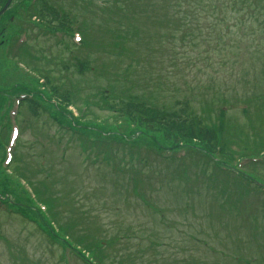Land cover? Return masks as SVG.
<instances>
[{"label":"rangeland","instance_id":"374dc122","mask_svg":"<svg viewBox=\"0 0 264 264\" xmlns=\"http://www.w3.org/2000/svg\"><path fill=\"white\" fill-rule=\"evenodd\" d=\"M21 1L12 3L11 15L21 18ZM56 2L72 13V19H78L72 31L80 32L84 43L89 32L78 28L83 20L91 24L90 35L97 44L89 49L78 43V37L58 44L60 35L44 33L29 43L38 65H43H35L36 75L24 67L28 65L25 60L21 73H29L24 76L15 70L12 57L19 53V47L7 62L0 59V88L6 87L7 107L13 106L12 122L22 129L6 176L20 167V174L40 200L38 207L48 212L54 209L61 226L71 225L70 233L74 223L79 235L102 240L110 256L106 264H264V37L260 39L259 28L247 26V21L239 28L242 16L230 14L228 23L233 29L228 32L227 23L221 28L223 38H217L213 48L201 46L197 50L204 53V59L192 71L184 63L185 50L180 61L171 63L173 52L164 38L166 23L160 31H152L148 14H139L135 23L142 34L148 32L164 45L155 44L150 49L144 43L136 44L137 56L141 49H150L167 58L164 65L147 67L148 71L158 70L153 77L149 74L145 79L140 70L143 79L137 88L140 85L154 91L159 100L155 102L170 110H181L189 101L199 115L211 117L209 126L218 124L217 117L224 110L223 137L230 142L234 156L233 161H227L226 155H213L231 169L221 170L198 147L162 154L158 147L150 148L149 141L125 140L123 148L108 136L120 132L104 125L115 121L112 112L102 108L101 93L114 87L118 96H124L132 86L125 80L122 58L113 57V46L104 48V31L112 22L104 24L110 17L99 3L88 12L89 0H53ZM29 14H33L32 9ZM0 31V43L11 36ZM180 48L178 43V51ZM207 48L210 53L206 55ZM81 61L95 68H84L81 73ZM13 71L18 72L21 85L37 84L36 90H26L32 96L38 97L40 91L51 97L40 79L30 80L52 75L61 83L62 92L77 89L73 94L78 98L72 97L71 106L61 114L48 99L37 117L26 104L17 112L18 99L13 104V97L22 92L8 84ZM117 72L119 81L114 76ZM144 91L148 90H133L143 95ZM114 102L113 97L108 100ZM208 109L209 115L204 113ZM247 141L250 148L245 149ZM6 184L7 192L9 182ZM42 191L49 193L47 204L41 200ZM8 211L4 208L0 212V264H85L75 255L70 261L63 243L54 245L37 225Z\"/></svg>","mask_w":264,"mask_h":264},{"label":"trees","instance_id":"16d2710c","mask_svg":"<svg viewBox=\"0 0 264 264\" xmlns=\"http://www.w3.org/2000/svg\"><path fill=\"white\" fill-rule=\"evenodd\" d=\"M7 2L8 0H0V11ZM21 3V15L25 9H33L34 14L38 15L40 22H42L41 24L48 27V29L54 31L61 29L72 33L71 25L78 24L76 17H73V19L70 17L72 13L57 6V2L54 4L53 0H41L36 5L32 4L33 0H23ZM98 3L105 6L103 10L110 17L105 20L104 24L107 25L112 22L110 27L104 25L106 27L104 31V33L106 32L104 34V48L113 46V57L122 58L120 62H123L122 67L125 66L124 71L127 77L125 80L128 84L132 85L127 89L124 96H118L114 87H107L101 93V98L103 99L102 108L112 112L115 121L113 124L105 123L104 125L107 129H117L120 132L108 136L123 148H125L123 146L125 140L139 138L145 142L149 141L151 145L148 146L150 148L157 150L158 147L161 152L168 149L174 152L181 148L192 149L198 147L204 154H208L210 158L216 152V149L220 147V154L226 155L227 159H229L227 161H233L232 157L234 154L230 150L231 144L228 140L225 142L223 137L226 129L225 113L223 110L220 111L221 113L217 117L218 124L213 122L214 124L209 126V123H212L209 122L211 117L199 115L195 109L190 107L189 101L185 102V106L181 110H170L167 108V105L160 106L155 102L159 100L156 97L158 95L154 91H150L149 88H140V85L138 88L136 87L141 82L140 79H143L140 77V70L143 72L141 73L145 76V79L147 77L150 78V76L153 77L158 70L152 68L148 71L147 67L150 65L156 66V64L164 65L167 58L162 53L150 50V47H153L155 44H160L161 46L159 47H164L162 39L158 41L156 37L148 34V32L142 34L141 30L136 28L135 23L139 14H142V16L148 14L150 23H153L152 31L154 29L160 31L161 27L166 23L168 30L164 38L170 42H168V46H171V52H173V58H170L171 63L176 64L177 61H180L184 57L182 51L185 50L184 63L187 64L186 69L189 68L193 71L197 69L200 61L204 59V53L197 50H201V46L207 47L211 45V48H213L214 44L218 42L216 39L223 38L221 28L230 21V14L242 16L238 21L239 28L245 26L246 21L247 26L252 25L259 28L262 34L260 35V39L262 40L264 37V0H89L87 4L88 12L93 11ZM156 13L159 14L158 18L155 17ZM20 22L21 18L11 15L9 10L4 17L0 18V30L3 29L6 30V33L18 35ZM90 28L91 24L83 20L81 29H86L89 32V39L85 41L83 46L93 49L97 43L90 35L92 34ZM231 29L233 27L229 26L228 23L227 31L229 32ZM1 33L2 31H0V36H2ZM224 35H228V33H224ZM2 40L0 43L2 47L0 59H2V50H4L6 44V36ZM142 43L150 49H147V51L141 49L140 54L137 56L138 46L136 44ZM178 43L181 45L179 51L177 49ZM132 44L135 45L131 46ZM98 45L101 46L100 43ZM207 49L206 55L210 53V48ZM32 52L33 47L27 46V48L22 49L15 55V65L19 68L15 66V70H18L24 76L27 74L21 73V68L16 60L19 62L25 60L28 64L27 66L33 67L34 71H36L35 61L38 58ZM124 63L126 64L124 65ZM88 65L87 62L81 61L79 63L80 72L83 73L84 68L90 70L95 68H91ZM118 67L119 65H117ZM18 72L13 71V76L8 82L9 86L20 90L18 92L24 94L27 92L26 90H36L37 85L33 86L29 83L25 84V82L21 85L19 76L16 74ZM117 73L114 76L119 81L120 77L119 73ZM34 79L32 78L30 82L33 83ZM47 81L50 88L49 92L52 91V96H54L53 98H48V100H53L55 103L57 100L58 104L55 109L58 110V114H61L60 111L63 109L68 110L69 106H71L72 97L78 98L77 95H74L75 93L73 94V92L78 93V90L71 88L69 90L65 89L62 92L61 83L57 78L47 77ZM2 85L3 81L0 80V86ZM136 89L148 91H144L146 94L143 95L140 92H133ZM6 93V87L0 88L1 120L5 118L8 112V97L6 98ZM111 97H113L114 103H108ZM40 103L39 98H33L25 103L34 117L39 116V112L43 109ZM209 110L204 111V113L209 115ZM249 144V141H247L245 149L250 148L248 147ZM1 157L4 158V156ZM6 181L9 182L7 192L6 186L8 184H6ZM12 183H14L12 179L6 177V174L2 172L0 174V186L2 187L0 194H8L15 201L24 203L25 199L22 198L19 189L15 190L10 187ZM48 199L43 192L41 200L47 204ZM20 213L29 222L37 225L42 233L53 241L54 245L57 241L65 242L68 236L71 239L68 242L69 247L74 249L79 255H83L81 257L84 259L86 257L85 254H89L90 257L87 260L90 264H106L109 261L110 256L106 253L102 240L100 241L91 235H79L74 227V223H72V233H70L71 225L63 227L58 223L59 232L55 234L45 228L48 227V223L44 222L41 216H38V212L31 211L32 216L27 215L26 210H21ZM51 215L56 222H59L58 215L54 212V209H51Z\"/></svg>","mask_w":264,"mask_h":264},{"label":"water","instance_id":"95a60500","mask_svg":"<svg viewBox=\"0 0 264 264\" xmlns=\"http://www.w3.org/2000/svg\"><path fill=\"white\" fill-rule=\"evenodd\" d=\"M12 0H8L6 6L4 7V9L0 12V16L3 15L9 8L10 4H11Z\"/></svg>","mask_w":264,"mask_h":264}]
</instances>
